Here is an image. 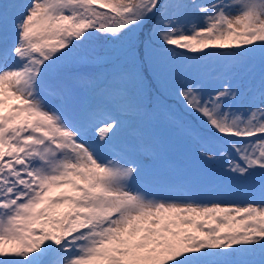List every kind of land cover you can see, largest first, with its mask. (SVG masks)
<instances>
[{
	"label": "snow or ice",
	"instance_id": "obj_1",
	"mask_svg": "<svg viewBox=\"0 0 264 264\" xmlns=\"http://www.w3.org/2000/svg\"><path fill=\"white\" fill-rule=\"evenodd\" d=\"M0 264H264V0H0Z\"/></svg>",
	"mask_w": 264,
	"mask_h": 264
},
{
	"label": "trees",
	"instance_id": "obj_2",
	"mask_svg": "<svg viewBox=\"0 0 264 264\" xmlns=\"http://www.w3.org/2000/svg\"><path fill=\"white\" fill-rule=\"evenodd\" d=\"M203 71L208 73V74H212L214 72V66L213 65H207L206 67H204Z\"/></svg>",
	"mask_w": 264,
	"mask_h": 264
}]
</instances>
